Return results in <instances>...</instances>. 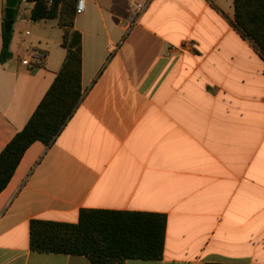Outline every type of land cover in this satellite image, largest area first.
I'll use <instances>...</instances> for the list:
<instances>
[{
	"label": "crops",
	"instance_id": "crops-1",
	"mask_svg": "<svg viewBox=\"0 0 264 264\" xmlns=\"http://www.w3.org/2000/svg\"><path fill=\"white\" fill-rule=\"evenodd\" d=\"M137 1L76 16L84 98L0 194V264H91L30 247L33 220L77 224L87 209L166 216L163 259L125 264H264V59L234 27L235 0H154L136 17ZM34 7L20 4L0 61V154L67 55L58 19Z\"/></svg>",
	"mask_w": 264,
	"mask_h": 264
},
{
	"label": "trees",
	"instance_id": "trees-1",
	"mask_svg": "<svg viewBox=\"0 0 264 264\" xmlns=\"http://www.w3.org/2000/svg\"><path fill=\"white\" fill-rule=\"evenodd\" d=\"M77 0H54L48 6L37 0L35 21L58 19L65 30V61L51 88L25 126L0 154V194L8 187L25 153L35 142L50 147L81 105L82 36L74 30ZM234 27L264 59V0H235ZM18 9L14 12V23ZM13 28L3 30L0 61L12 57ZM167 218L162 214L82 210L77 224L33 220L30 226L32 251L85 256L91 264H125L128 260L161 261L164 256Z\"/></svg>",
	"mask_w": 264,
	"mask_h": 264
},
{
	"label": "built area",
	"instance_id": "built-area-1",
	"mask_svg": "<svg viewBox=\"0 0 264 264\" xmlns=\"http://www.w3.org/2000/svg\"><path fill=\"white\" fill-rule=\"evenodd\" d=\"M44 1L46 2L48 6L53 5V2H54V0H44ZM89 1H92V0H77L76 7H75L76 15H81L85 12L87 3ZM153 1L154 0H138L134 4L136 17H140L145 12V10L151 5ZM20 4L35 6L37 4V0H21Z\"/></svg>",
	"mask_w": 264,
	"mask_h": 264
},
{
	"label": "water",
	"instance_id": "water-1",
	"mask_svg": "<svg viewBox=\"0 0 264 264\" xmlns=\"http://www.w3.org/2000/svg\"><path fill=\"white\" fill-rule=\"evenodd\" d=\"M21 0H6L5 3V22L4 28L6 32H10L14 26V12L19 9Z\"/></svg>",
	"mask_w": 264,
	"mask_h": 264
},
{
	"label": "rangeland",
	"instance_id": "rangeland-1",
	"mask_svg": "<svg viewBox=\"0 0 264 264\" xmlns=\"http://www.w3.org/2000/svg\"><path fill=\"white\" fill-rule=\"evenodd\" d=\"M19 28H22V25L18 19V15H17L16 22H15L14 27H13V37H16L19 35Z\"/></svg>",
	"mask_w": 264,
	"mask_h": 264
}]
</instances>
